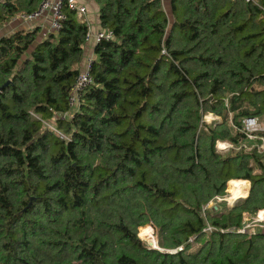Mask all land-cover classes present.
Listing matches in <instances>:
<instances>
[{
  "label": "trees",
  "instance_id": "16d2710c",
  "mask_svg": "<svg viewBox=\"0 0 264 264\" xmlns=\"http://www.w3.org/2000/svg\"><path fill=\"white\" fill-rule=\"evenodd\" d=\"M96 1L115 38L78 105L74 10L41 40L0 38V264H264V231H239L264 208V152L243 147L264 114V0H170L172 19L163 0ZM40 2L9 0L0 23ZM229 180L248 196L204 217Z\"/></svg>",
  "mask_w": 264,
  "mask_h": 264
},
{
  "label": "built area",
  "instance_id": "2783aa9c",
  "mask_svg": "<svg viewBox=\"0 0 264 264\" xmlns=\"http://www.w3.org/2000/svg\"><path fill=\"white\" fill-rule=\"evenodd\" d=\"M248 1H254V0H248ZM256 3V1H254ZM74 10L77 14V17L84 20V16L87 13V6L80 3L78 0H41L39 6L36 10L33 12H30L26 14L27 19H35L37 17H40L45 12L49 11L51 14V31L52 33H56L61 29L62 21L66 18V10ZM262 9L264 11V6H262ZM115 38L114 31L111 29L102 30L97 35V41L100 42L102 40H110ZM94 59V58H93ZM93 59L89 58L88 64L85 66V69L83 72H81L78 77L76 78V81L72 87L71 93H70V104L75 106L78 105L81 95L84 92V90L92 83V76L90 74L91 65L93 62ZM259 123L258 117H247L244 119V125L246 130L249 132L255 131L259 129L257 126ZM250 135V133H249ZM231 147V144L226 142L219 144L220 149H227ZM264 209L259 210L258 219L260 221L262 218L260 216L261 211ZM264 220V219H263ZM259 228H254L251 230H248L245 228V226L242 225L240 228V232H250V233H256L257 231H264V225L261 223H256ZM213 227L211 225H207L206 228H204L205 231H210ZM182 247H180L181 249Z\"/></svg>",
  "mask_w": 264,
  "mask_h": 264
},
{
  "label": "rangeland",
  "instance_id": "374dc122",
  "mask_svg": "<svg viewBox=\"0 0 264 264\" xmlns=\"http://www.w3.org/2000/svg\"><path fill=\"white\" fill-rule=\"evenodd\" d=\"M169 1L170 0H163V5L165 7V10L166 12L168 13L170 19H172V15H171V9H170V4H169ZM87 6V5H86ZM87 11H88V7H87ZM101 27V25H99ZM90 29H92V27H90ZM108 28H104V27H101L99 28L95 33L91 34L90 32L88 33V37H87V40L89 39V36L90 38H93L95 39L96 41V44L98 43L97 41V35L102 31V30H106ZM114 36H115V33H114ZM86 40V41H87ZM95 53V52H94ZM91 58H95L94 56H91V55H85V60H84V63H83V68H82V71H84L85 69V66L88 64V59ZM259 120H260V124H258L257 126L259 127V129L255 130V131H252V132H249L250 135H248V139L249 141H253L255 144H256V148L257 150L260 152V153H263L264 152V114L259 116L258 117ZM204 120L205 121H219L221 120V118H217V117H214V116H211L210 114H207L204 116ZM248 132V131H247ZM248 133V134H249ZM263 133V134H262ZM228 141H224L222 143H226ZM229 143V142H228ZM250 143V142H249ZM217 144H220L221 143H217ZM248 145V144H247ZM251 145V144H249ZM219 147V146H218ZM236 147V146H235ZM220 149V148H219ZM253 149V148H252ZM251 149V150H252ZM221 150H224V149H221ZM250 149H247V151H249ZM230 181V180H229ZM229 181L227 182L226 184V189H225V193L222 194V195H215L213 198H211L209 200V202L203 206L202 208V214L204 217H207L208 216V213L207 211L208 210H212V209H218V208H222L223 206H226V207H232L234 205V203L240 198H245L248 196L249 192H250V187H251V182L249 181V183H246L248 185V188L246 189V193L241 196V197H238L236 199H233V192L230 191L229 189V186L231 184V181H233L232 183H234L236 180H231L230 183ZM239 183V182H238ZM233 199V200H232ZM218 205V206H217ZM261 210V209H260ZM258 214H259V210L255 213V214H250L248 212H243V226H245L246 229L248 230H251V229H254V228H259V226L256 225V223H261L264 225V218H262V220L260 221V219H258ZM260 216L261 217H264V210L261 211L260 213ZM207 225H210V223L208 222ZM146 233L147 235L145 236ZM138 235L139 237L145 242L147 243L150 247H157L158 249L162 250L163 248H160L159 245H158V231L156 229V227L151 224V223H147L145 225H142L138 228ZM195 247V246H194ZM180 249V248H178ZM182 249V248H181Z\"/></svg>",
  "mask_w": 264,
  "mask_h": 264
},
{
  "label": "crops",
  "instance_id": "0c3cea01",
  "mask_svg": "<svg viewBox=\"0 0 264 264\" xmlns=\"http://www.w3.org/2000/svg\"><path fill=\"white\" fill-rule=\"evenodd\" d=\"M12 2H22L24 6H27V2L29 0H11ZM80 3L87 5L88 11L84 16V20L89 26V32L91 34L95 33L99 28H101L100 19H99V4L96 0H78ZM9 0H0V7L7 5ZM26 12H17L13 16L8 17L4 22L0 23V38L3 36H9L17 31H36L37 39L41 40L45 36L51 35V14L49 11L45 12L40 17L35 19H27ZM92 27V29H90ZM96 45V41L93 38H90L85 43V53L86 55H91L95 57L94 48ZM84 66V65H83ZM82 66V67H83ZM259 120V118H258ZM260 123V120H259ZM251 145H243L246 149H252L253 147H257L253 141H250ZM249 183V181H248ZM248 188V186H247ZM264 209V208H263Z\"/></svg>",
  "mask_w": 264,
  "mask_h": 264
},
{
  "label": "bare ground",
  "instance_id": "6f19581e",
  "mask_svg": "<svg viewBox=\"0 0 264 264\" xmlns=\"http://www.w3.org/2000/svg\"><path fill=\"white\" fill-rule=\"evenodd\" d=\"M247 184H240V183H231L229 186L230 191L233 192V199H236L238 197L243 196L246 193V189H247ZM232 199V200H233ZM147 234H145L146 236Z\"/></svg>",
  "mask_w": 264,
  "mask_h": 264
},
{
  "label": "water",
  "instance_id": "95a60500",
  "mask_svg": "<svg viewBox=\"0 0 264 264\" xmlns=\"http://www.w3.org/2000/svg\"><path fill=\"white\" fill-rule=\"evenodd\" d=\"M154 248H157V247L154 246ZM157 249H158V248H157ZM175 251H176V250H175Z\"/></svg>",
  "mask_w": 264,
  "mask_h": 264
},
{
  "label": "clouds",
  "instance_id": "9594fccd",
  "mask_svg": "<svg viewBox=\"0 0 264 264\" xmlns=\"http://www.w3.org/2000/svg\"><path fill=\"white\" fill-rule=\"evenodd\" d=\"M175 250H173V252H174Z\"/></svg>",
  "mask_w": 264,
  "mask_h": 264
}]
</instances>
